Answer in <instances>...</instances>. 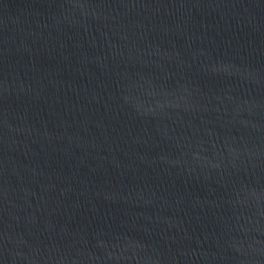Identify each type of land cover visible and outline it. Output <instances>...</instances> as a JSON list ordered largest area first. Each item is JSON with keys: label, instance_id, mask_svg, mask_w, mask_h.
I'll return each mask as SVG.
<instances>
[{"label": "water", "instance_id": "1", "mask_svg": "<svg viewBox=\"0 0 264 264\" xmlns=\"http://www.w3.org/2000/svg\"><path fill=\"white\" fill-rule=\"evenodd\" d=\"M0 264H264V0H0Z\"/></svg>", "mask_w": 264, "mask_h": 264}]
</instances>
